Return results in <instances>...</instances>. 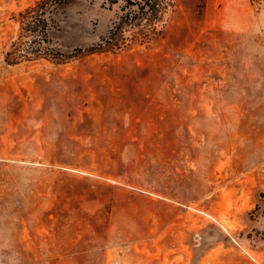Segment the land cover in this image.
<instances>
[{"label": "rangeland", "instance_id": "374dc122", "mask_svg": "<svg viewBox=\"0 0 264 264\" xmlns=\"http://www.w3.org/2000/svg\"><path fill=\"white\" fill-rule=\"evenodd\" d=\"M0 0V264H264V0H71L26 48ZM25 33V32H24ZM16 46V47H15Z\"/></svg>", "mask_w": 264, "mask_h": 264}, {"label": "trees", "instance_id": "16d2710c", "mask_svg": "<svg viewBox=\"0 0 264 264\" xmlns=\"http://www.w3.org/2000/svg\"><path fill=\"white\" fill-rule=\"evenodd\" d=\"M71 0H39L33 6H29L20 12L18 18L21 23L22 36H28L29 40L26 48L17 47L16 51H8L6 61L9 64L17 63L15 54L24 58L26 56H43L50 57L52 60L63 61L70 56L79 53V50L65 52L61 46L54 41V32L61 27V18L63 8ZM109 2L118 3L120 0H107ZM125 3L121 6V13L118 21L114 23L109 31V36L102 38L101 43L94 49H108L111 45H115L118 36L123 28L124 23L137 18L140 14L147 13L152 9V0H123ZM25 32V33H24ZM16 47V46H15Z\"/></svg>", "mask_w": 264, "mask_h": 264}]
</instances>
